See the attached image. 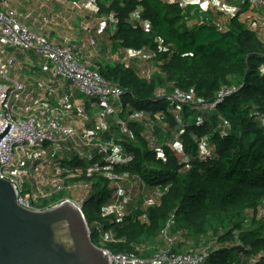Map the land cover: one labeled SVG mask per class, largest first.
Returning a JSON list of instances; mask_svg holds the SVG:
<instances>
[{"label": "trees", "instance_id": "1", "mask_svg": "<svg viewBox=\"0 0 264 264\" xmlns=\"http://www.w3.org/2000/svg\"><path fill=\"white\" fill-rule=\"evenodd\" d=\"M95 4L98 16L115 20V31L108 30L113 50L148 53L146 65L153 72L145 76L121 61L91 67L123 89L117 117L126 123L123 128L114 120L101 131L102 139L119 148L116 159L105 154L68 159V153L59 159L69 169L62 173L66 183L88 189L81 209L92 241L113 253L134 251L135 244L158 240L172 219L185 237L209 240L210 253L201 264H264V216L259 214L264 205V125L259 118L264 116V75L259 70L264 45L257 34L237 15L226 28L193 23L191 8L183 12L177 2L167 0ZM134 13L136 20L131 19ZM234 84L241 87L213 109L199 106ZM177 89L193 91L199 105H178L165 97ZM92 164L110 172L87 171ZM110 175L138 178L157 194V201L144 206L139 197L122 214L104 216L102 207L114 191ZM64 197L58 192L40 206ZM109 231L113 240L100 243Z\"/></svg>", "mask_w": 264, "mask_h": 264}, {"label": "built area", "instance_id": "2", "mask_svg": "<svg viewBox=\"0 0 264 264\" xmlns=\"http://www.w3.org/2000/svg\"><path fill=\"white\" fill-rule=\"evenodd\" d=\"M69 2L70 0H61ZM77 1V0H76ZM72 0V4L77 2ZM91 11L97 12L95 0H86ZM177 2L179 8L185 12L187 8L197 24H216L210 18V11L215 7L218 11L224 12L231 18L237 15L238 20L246 28L254 31L260 39V27L264 25H247L241 14L251 9L258 14L259 21H264V0H240L239 6L226 5L223 0H169ZM0 8V133L6 126L11 125L8 135L0 139V178L12 182L19 195V203L31 209H42L55 206L64 200H71L79 207L82 202L64 197L51 202L48 206L41 207L44 199L63 191L66 185L63 172L68 168L59 165V159L68 153L80 159H92L95 155L105 154L107 159L119 157V148L111 141L102 139L101 131L108 127L106 119L115 118V122L125 127V121L117 117L120 97L123 89L106 81L99 72L91 68L84 61L80 50L74 45H63L54 43L46 35L33 30L24 22L26 14L15 7H11L8 0H1ZM256 10V11H255ZM138 15L134 13L131 17L136 20ZM101 30L110 26V32L115 31V20L112 16L101 17ZM217 25V24H216ZM264 45V40L260 39ZM30 64L34 65L38 57L40 68L48 73V79H32V88L15 75L13 70L19 69L17 63L19 56ZM150 55L146 52L126 49L118 57H112V61H121L127 65L134 64L145 76H150L152 68H148L146 60ZM260 74L264 75V64L259 68ZM67 84V87L65 86ZM65 87V88H64ZM241 87V84H234L218 92L217 98L211 102H202L200 105L195 102L193 91L174 90L165 97L178 105L195 104V107L202 106L213 109L215 103L220 99L231 95ZM80 94L84 100L74 104L73 94ZM98 106L94 114H89L86 104ZM132 117H139L131 115ZM141 118V117H139ZM138 118V119H139ZM158 118V117H157ZM264 125V116L259 117ZM91 119L94 126H90ZM153 122H148L152 127ZM179 148V143L173 144ZM202 152L206 149L201 146ZM46 165H52L55 174L59 177L49 182H44L39 177V172L45 173ZM106 167L99 164H92L87 171H100ZM78 171L79 169H75ZM106 172H110L106 168ZM71 173L68 172V176ZM127 175H110L111 185L114 188L110 202L102 207V214L108 216L111 213L118 215L125 210L126 204L132 202L134 195L127 192L122 186V180ZM143 183L136 177H131ZM50 184L52 189L47 190ZM80 184L84 187L85 185ZM144 186V185H143ZM28 190V192H25ZM154 200L143 199V205L147 206L157 201V194L154 193ZM130 213L129 210L125 211ZM98 227V226H97ZM174 222L170 219L162 229L160 236H166ZM159 236V237H160ZM113 240L112 232L100 236V243ZM109 258V264H201L209 256L208 248L196 252H177L171 246V239L167 245L151 246V243H139L134 245V251L113 253L109 248L99 246ZM139 253L147 252L148 255L141 256ZM255 257L249 259L254 263Z\"/></svg>", "mask_w": 264, "mask_h": 264}, {"label": "water", "instance_id": "3", "mask_svg": "<svg viewBox=\"0 0 264 264\" xmlns=\"http://www.w3.org/2000/svg\"><path fill=\"white\" fill-rule=\"evenodd\" d=\"M10 128L6 124L0 139ZM18 199L15 185L0 178V264H109L73 201L31 209Z\"/></svg>", "mask_w": 264, "mask_h": 264}, {"label": "crops", "instance_id": "4", "mask_svg": "<svg viewBox=\"0 0 264 264\" xmlns=\"http://www.w3.org/2000/svg\"><path fill=\"white\" fill-rule=\"evenodd\" d=\"M223 1L226 2V5H240V0ZM76 2L79 7L78 9L75 8L71 0L69 2H63L61 0H8L11 7H15L27 15L24 22L33 30L46 35L54 43L74 45L80 50L84 61L91 67H95L99 62L112 61V57L120 56L122 51H114L112 48V39L110 38L112 33H110L109 36L106 33L110 26L101 30L100 25L102 19L101 16H98L96 13L93 14L96 16L94 19H97V24H83L87 19H83L84 15H81V12L87 11V6L84 5H87V2L86 0H77ZM0 8H2L1 0ZM85 16L91 15L87 12ZM210 18L222 28H226L230 20L228 14L218 11L215 7L211 8ZM241 19L252 27H255L257 23L258 25H264V21H259L258 14H254L251 9L243 12L241 14ZM259 29L261 31L260 39L264 40V27H260ZM104 34L107 35L106 40L107 42L109 40L108 44L104 43L102 37L98 38V36ZM102 47L103 51H101ZM90 55H92V57H90ZM31 56L35 59L34 65L21 57L18 59L17 63L19 69L13 70L12 74L25 82L28 87L32 88V79H48L49 75L41 70L39 58L34 57V55ZM65 86L67 87L66 83ZM80 96V94L75 92L72 102L78 104L80 101L84 100V98L81 96L82 99ZM86 108L89 114H94L98 106L95 104L89 105V103H87ZM90 126H94V121L92 119Z\"/></svg>", "mask_w": 264, "mask_h": 264}, {"label": "rangeland", "instance_id": "5", "mask_svg": "<svg viewBox=\"0 0 264 264\" xmlns=\"http://www.w3.org/2000/svg\"><path fill=\"white\" fill-rule=\"evenodd\" d=\"M84 5L87 6V11L81 12L82 13L81 15H84L83 19H87V20L85 21V23L83 22V24H87V23L89 25L90 24H92V25L97 24V22H98L97 19H94L96 17L93 14L94 12L90 11L91 10L90 5L88 3H87V5L86 4H84ZM74 6L77 9L79 8L78 5H74ZM87 12L91 16H85L87 14ZM191 21L193 23H196V21L194 19H192ZM106 33L109 36L108 32H106ZM105 34L102 35V36H98V38L102 37V39L104 40V43L108 44L109 40L107 42V40H106L107 39V35H105ZM101 51H103V47H102ZM18 56H19V58H21V55H18ZM90 57H92V55H90ZM11 75H12V72H11ZM114 120H115V118L108 117L106 119V122H107V124H110ZM162 126H164V124H162ZM170 142H172L171 139H170ZM174 143H175V141L172 142V144H174ZM52 167H53L52 165H46L45 173L43 171L39 172L40 173L39 177L44 182H49L52 179H55V178L59 177V175L55 174V171H54V169ZM69 175H72V173H69ZM122 181H123L122 182L123 188L127 192H129L130 194L135 196L133 201L131 202V205H134L136 203L134 201H136L139 197H143V199L147 200V201H151V200L155 199L153 190L143 186L136 179L124 176ZM46 189L47 190L52 189L51 185L48 184L46 186ZM62 190L65 193V197L73 199V200H75L77 202H82L84 200V198L86 197L87 193H88V189L86 187H84V186H82L80 184H77V183H69L68 185L64 186L62 188ZM25 192H28V190H25ZM259 214H260V216H264V205L262 207H260ZM169 238L171 239V246L175 247L176 250L180 251V252L201 251V250H205L210 245L209 240L208 241L201 240L199 242H196L195 240H192L190 238L185 237L183 233L178 231V229H174V227H173L172 229H170L169 233L166 236H162L161 235L158 238V240H156L153 244H151V246L154 247V245H156V246H159V248L162 247V246H165V245H167V242H168Z\"/></svg>", "mask_w": 264, "mask_h": 264}]
</instances>
